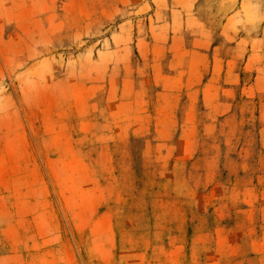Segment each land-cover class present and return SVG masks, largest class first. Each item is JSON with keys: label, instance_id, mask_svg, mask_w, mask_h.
<instances>
[{"label": "rangeland", "instance_id": "rangeland-1", "mask_svg": "<svg viewBox=\"0 0 264 264\" xmlns=\"http://www.w3.org/2000/svg\"><path fill=\"white\" fill-rule=\"evenodd\" d=\"M161 3L224 55L236 4L255 24L228 111L160 85L191 46L136 45ZM0 264H264V0H0Z\"/></svg>", "mask_w": 264, "mask_h": 264}, {"label": "crops", "instance_id": "crops-1", "mask_svg": "<svg viewBox=\"0 0 264 264\" xmlns=\"http://www.w3.org/2000/svg\"><path fill=\"white\" fill-rule=\"evenodd\" d=\"M164 8L165 6L162 3L159 7L157 6L156 14H159L160 17L159 19L156 18L155 27L157 32L165 30L166 36L158 39V41H151V39L149 41H145L143 37H137L135 41L136 45H138V43H146L148 47H152L151 51L155 54L156 49L154 48L160 46L163 43V39H169V37H171L173 43L174 40L178 43L182 30H189L191 36V46L187 49L188 58L185 69H175L174 71H161L160 73H157L159 79H161L159 82L160 85H162V88L165 91L177 90V80L179 76H185L186 80L184 84L186 88L191 90V88H193L194 85H197L200 80L201 98L203 105H206L208 111L212 112L216 107L223 108L224 112L228 111V109L232 106V103H230L228 98L235 93L237 85L240 83L241 72H249L250 74H254L256 77L261 75L263 72L257 62L258 57L262 58V55L259 56L261 52L256 44L257 39L252 37L251 26L255 24L245 19L241 5L239 4L238 6L236 4V6L224 16L220 25L219 36L223 40L224 45L228 46L225 50L226 54L224 55V53H221L223 51L219 50V47L217 48L213 46L212 33L208 30L201 29L194 17L184 13V7H177L174 9L167 6L166 10ZM246 28L248 29L246 30ZM179 51H174L171 56V60H173L172 62L175 67L177 65L176 60ZM153 59L154 57L151 61H153ZM217 59L219 61H217ZM239 59L245 61L243 70H240V66L238 68L237 62ZM217 63L221 65L219 70H216L218 68V66H216ZM171 67H173V65H171ZM215 73L218 75V83L211 81V78ZM209 75L211 76L210 78L207 77L205 81L202 80L203 76ZM248 88L250 89L251 87ZM215 90L218 91L219 96L214 103H211L209 101V93H213ZM227 92L230 93V95L226 94ZM189 107V112L194 115L193 119L196 121V114H193L196 110V106L194 103L189 102ZM221 112L223 111L221 110ZM187 117H191V115L189 114ZM193 119L191 118L189 122L193 121ZM187 121L188 119H185V124H187ZM183 125L184 123L181 124V128ZM227 203L230 204V201Z\"/></svg>", "mask_w": 264, "mask_h": 264}]
</instances>
